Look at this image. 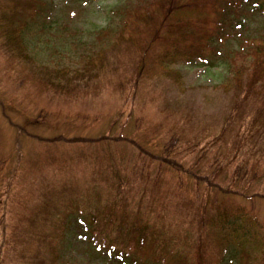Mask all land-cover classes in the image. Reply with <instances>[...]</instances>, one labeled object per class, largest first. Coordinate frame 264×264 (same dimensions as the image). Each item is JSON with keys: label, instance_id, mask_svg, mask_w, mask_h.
<instances>
[{"label": "rangeland", "instance_id": "374dc122", "mask_svg": "<svg viewBox=\"0 0 264 264\" xmlns=\"http://www.w3.org/2000/svg\"><path fill=\"white\" fill-rule=\"evenodd\" d=\"M43 1L48 8L46 15L52 11V21L40 15L29 24L28 46H40L34 59L37 64L64 70L80 69L77 60H88L87 56L94 53L87 51L96 31L110 24L113 11L124 2ZM0 4L8 8V0H0ZM256 12L245 20L243 33L246 30L247 37L260 40L264 11ZM112 20L118 24V20ZM52 23L58 28L48 29ZM64 23L76 30L78 43L64 36ZM39 38H48L44 40L48 43ZM1 42L0 225L5 224L9 237H3L0 226V264L24 262V255L13 254L17 241L14 233L24 227L31 211L39 210L38 183L43 178L57 189L66 183L70 188L86 187L94 180V188L85 193L86 197L82 192L68 194L74 203L66 218L71 233L61 245L57 264H133L118 253L129 237H118L119 225L110 216L113 212L119 214L122 223H132V228L154 224L158 234L161 230L167 234L159 244L156 236L147 242L144 253H140L141 264H189L192 256L200 263L205 255L208 264L216 261L210 255L216 248L215 237H205L207 231L194 234L186 221H195L196 225V221H206L215 226L219 209L234 214L241 208L255 217L258 241H264V168L247 161L242 153L234 165H229L225 149L232 135L225 131L224 139L218 141L221 129L217 127L230 103L229 95L214 88L230 78L223 64L211 66L213 69L209 65L174 68L173 73L184 78L182 84L187 91L176 98L175 83L164 74L163 67L147 61L145 67L150 74L139 80L125 68L131 59L127 50L121 49L118 73V67L114 70L109 60L97 76L99 81L94 78L88 87H78L66 99L47 90L26 66L11 62ZM59 43L62 60L48 55ZM232 45L225 44L218 51L226 55ZM45 58L52 60L46 62ZM93 60L99 63L98 58ZM128 72L132 74L129 83ZM166 99L172 101L168 110ZM220 170V179L214 182L213 175ZM129 203L133 204L130 209L126 208ZM101 207L99 220L104 224L112 220L116 228L99 246L92 236L91 220L96 216L94 210ZM192 226L197 228L194 222ZM21 247L25 253L33 249L24 241ZM227 254L226 264H242L234 244Z\"/></svg>", "mask_w": 264, "mask_h": 264}, {"label": "trees", "instance_id": "16d2710c", "mask_svg": "<svg viewBox=\"0 0 264 264\" xmlns=\"http://www.w3.org/2000/svg\"><path fill=\"white\" fill-rule=\"evenodd\" d=\"M47 10L43 0H8V8L7 4H0V39L1 49L8 59L26 66L30 70L28 73L35 74L47 90H53L55 96L68 99L78 87H88L94 78L98 80V74L109 64V60L116 70L118 61L121 63L123 57L121 49H126L131 59L125 68L131 69L133 76H138L139 80L150 74L145 67L147 61L163 67L164 74L175 83L173 87L177 88L176 98L178 95H185L187 91L182 84L184 78L178 72L173 73L174 68L209 65L213 69L215 67L211 66L223 64L230 78L223 85L214 88L221 94L229 95L230 103L223 110L225 115L217 127L221 129L218 132V141L224 139L225 131L232 135V142L225 149L229 155V165H234L242 153L247 161H254L256 166L264 168V35L256 40L247 37L246 30L243 33L247 24L245 20L257 10L264 11L262 0H124L119 10L113 11L114 17H110V24L96 31V39L87 51L94 53L87 56L88 60H77L81 65L80 69L69 67L68 70L37 64L34 59L40 46L36 44L34 49L28 46L27 34H31L29 24L35 22V18L40 15L45 16V20L52 21V11H48L46 15ZM112 19L118 20V24L114 25ZM63 27L67 40L73 43L76 40L78 43L76 30L73 31L68 23H64ZM47 28L57 29L58 26L52 23ZM46 41L44 42L48 43ZM61 44L55 47L53 54L49 52L48 55L62 60ZM225 44H234L226 55L222 50L218 51ZM75 50L79 51L78 48ZM96 58L99 63L93 60ZM49 60L52 59L45 58L46 62ZM120 67L116 73L120 71ZM132 74L128 72V83L132 82ZM139 85L140 81L137 82L134 92ZM171 102L165 100L167 110ZM224 143L228 144L225 140ZM221 173L222 170L213 175L212 180L218 181ZM67 185L69 184L57 189L48 178H43L38 183L39 210L31 211L25 219L26 226L23 225L24 227L14 233L17 241L13 246V254L25 256L22 264L58 263L61 245L71 233L66 218L74 203L68 198V194L82 192L86 197L85 193L94 188V180L86 187L70 188ZM132 207V203L126 205L128 209ZM101 209L102 207L97 209L100 211H95V207L96 216L91 220L92 236L99 246L106 243L105 236L108 237L116 228L112 220L110 224L99 220L98 214H103ZM110 216H114L119 225L118 237H129L118 253L133 264L142 263L139 253H144L143 250L151 238L159 236L156 237L157 242H161V237H168L163 230L162 234L157 233V225L132 228V223H122L119 214L113 212ZM218 220L219 223L215 226L206 221H196L197 226L195 221H190L200 228L199 233L207 231L205 237H215L217 241L216 248L213 247L210 252L216 261L214 259L211 264H225L227 253L233 244L242 257V264H264V241H258L257 224L252 217L243 213L241 208H236L234 214L228 212V209H219ZM0 226L3 237H9L5 224ZM23 241L33 248L30 253L22 251ZM207 256L200 263L192 256L189 264H208Z\"/></svg>", "mask_w": 264, "mask_h": 264}]
</instances>
